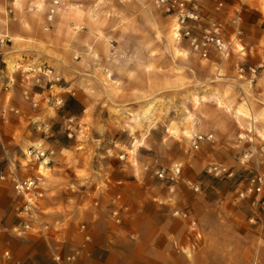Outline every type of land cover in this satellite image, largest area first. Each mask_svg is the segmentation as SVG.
I'll return each instance as SVG.
<instances>
[{"label": "rangeland", "instance_id": "rangeland-1", "mask_svg": "<svg viewBox=\"0 0 264 264\" xmlns=\"http://www.w3.org/2000/svg\"><path fill=\"white\" fill-rule=\"evenodd\" d=\"M0 37L1 233L264 264V0H0Z\"/></svg>", "mask_w": 264, "mask_h": 264}, {"label": "crops", "instance_id": "crops-1", "mask_svg": "<svg viewBox=\"0 0 264 264\" xmlns=\"http://www.w3.org/2000/svg\"><path fill=\"white\" fill-rule=\"evenodd\" d=\"M1 216V215H0ZM32 242V241H31ZM0 248H8L12 252L14 258L13 264H49V249L45 247L42 241H33L30 244L24 243L18 239L10 237L6 233L0 232ZM109 253L105 254L102 251H94V262L99 264H122V262H115V257L118 256L112 248ZM1 255V254H0ZM104 257V261L101 259ZM2 258V259H1ZM3 261L4 258L0 257ZM112 261H114L112 263ZM125 262V261H123ZM124 264H140L138 260H132L131 262Z\"/></svg>", "mask_w": 264, "mask_h": 264}, {"label": "built area", "instance_id": "built-area-1", "mask_svg": "<svg viewBox=\"0 0 264 264\" xmlns=\"http://www.w3.org/2000/svg\"><path fill=\"white\" fill-rule=\"evenodd\" d=\"M1 39V37H0ZM216 42L220 45L219 40L217 39ZM35 186V181L34 179H31V177H28L25 180H19L15 179V188L19 193L25 194L28 192L32 187ZM24 227L27 228L29 227L28 224H24ZM1 257L4 258L3 261L0 260V264H12V259L9 255V251H4L1 255ZM53 259L56 261L57 264H76V256L75 254L69 255L65 258H63L61 255L55 253L53 255Z\"/></svg>", "mask_w": 264, "mask_h": 264}]
</instances>
